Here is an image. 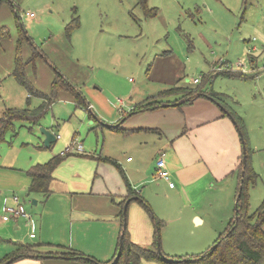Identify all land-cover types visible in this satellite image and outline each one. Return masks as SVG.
Instances as JSON below:
<instances>
[{
	"label": "rangeland",
	"instance_id": "obj_1",
	"mask_svg": "<svg viewBox=\"0 0 264 264\" xmlns=\"http://www.w3.org/2000/svg\"><path fill=\"white\" fill-rule=\"evenodd\" d=\"M10 1L17 5V17L10 3L0 5V25H5L10 33L0 45V71L13 66L18 18L30 39L22 44L25 60L27 54L31 56L32 47L40 51L26 68L33 86L49 93L58 69L77 84L79 93L92 107L89 110L86 104L77 105L70 93L61 90L55 104L36 124L15 119L0 141V193L22 197L26 212L38 216L46 198L40 193H28L23 189L27 177L8 170L29 169L36 160L56 155L67 146H80L83 151H95L100 156L105 149V145L101 148L102 143L111 142L124 158L143 159L148 164L152 144L149 140L136 157L131 138L113 133L115 138L111 139L110 129L122 126L120 121L130 113L129 103L157 95L175 84L193 85V78H198L197 86L204 90L227 94V100L243 118L249 161L256 173L255 183L248 184V213L255 212L264 199V0H147V7L156 11L155 16H146L136 5L137 0ZM74 17L79 18V26H71V34L67 35ZM165 50L169 51L167 55ZM255 55L258 67L252 62ZM10 70L0 73V116L8 109L39 104L36 97L27 104V90L10 75ZM225 70L253 76L239 79L221 73ZM41 127L61 138L43 147ZM126 141L131 145L127 146ZM157 157L158 154L154 164ZM167 159L166 153L165 163ZM164 183L167 187V181ZM235 183V179L226 177L211 186L204 179L179 193L178 189L170 193L165 187L155 189L156 184L150 183L136 187L149 205L151 214L141 207L150 222H154L153 217L161 221L162 254L185 256L209 248L233 217ZM32 200H37L35 205ZM194 213L203 216L204 223L196 224ZM19 222L23 243L35 241L27 237L23 218ZM9 230L16 232L13 222L0 221V236H7L3 240L11 241L6 234ZM6 241L0 242V255L12 248ZM139 264L163 263L142 259Z\"/></svg>",
	"mask_w": 264,
	"mask_h": 264
},
{
	"label": "crops",
	"instance_id": "obj_2",
	"mask_svg": "<svg viewBox=\"0 0 264 264\" xmlns=\"http://www.w3.org/2000/svg\"><path fill=\"white\" fill-rule=\"evenodd\" d=\"M252 49L255 50L256 48L253 47ZM26 50L29 53V50ZM168 52V50H165L164 54L167 55ZM23 57L25 59V54ZM29 57L30 54H27L26 59ZM46 60L50 62L47 58ZM257 61L258 57L256 55L252 57L254 66H257ZM13 68L14 58L13 66L8 68L6 72L0 71V73H8ZM44 74L46 75V72ZM66 79L75 87L77 86L76 83H73L68 78ZM18 84L22 86L20 83ZM213 92L223 97L222 99L228 107H224V110L239 116L235 112L234 105L227 100L230 99L227 94L217 91ZM27 95V104L30 103L31 97L38 98V105L43 101V98L39 95H30L28 91ZM153 96L156 95H149L137 103H129L127 107L130 113L126 117L124 115L123 120L120 122L122 123L121 128L123 131L110 129L111 139L115 138L113 133L120 134L125 138H131L133 146L136 149V157L141 155L140 148L146 146L149 140L152 144H150L151 149H149V154L151 159L148 161V164H145L143 159H133L130 156L124 158L120 150H117L115 146L112 148L111 142L109 144L102 143L101 148L105 145V149L103 152L100 151V156L96 155L97 153L95 151L86 152L82 149L77 151V147H73L74 149L64 155H61L63 150L56 154L63 156V159L52 173L53 178L49 185L50 193L47 196H43L46 199L44 205L38 212V216H33L26 212L22 197L15 193L10 195H5L3 192L0 193V221L13 222V229L16 231L13 233L9 230L6 233L10 235V238H8L12 242L3 240L7 236H0V242H9L8 244H11L12 247L11 249H5L4 251L6 252L1 253L0 260L15 249L13 243H23L22 239L24 238L18 232L21 218H23V222L27 226V237L35 240L27 243H40L43 245L40 249L53 251L74 249L99 261L111 259L116 252L121 234V204L128 195L125 180L135 190L134 192L143 199L142 192L136 188L140 187L142 183L156 184L153 186L158 190L165 187L169 193L178 189L177 192L179 193L180 191L184 192L188 186L195 182L201 184L204 179L211 186H216L226 177H231V179H235L236 181L235 189L237 190L238 179L235 174V169L241 160V138L237 130L238 128L231 121L230 117L224 113L225 111L206 96L199 97L189 104L179 106L166 105L179 96L165 97L160 99L162 100L161 105L163 106L153 110L133 111L141 104H146L148 99ZM55 101L49 106L48 110L55 104ZM84 103L86 104V108L90 110L89 107H92V104L86 100ZM76 104L80 105L78 103ZM239 118L244 126L243 118L241 116ZM118 119L119 117L115 120L117 121ZM115 120L112 119L111 121ZM57 135L60 137L57 138ZM60 138V134L55 135V141ZM128 144L131 145L129 141H126L127 146ZM43 147H45L44 144ZM159 152L167 153L166 168L170 172L174 187H169L168 182L166 187L165 180L158 178L154 174L155 156ZM53 156L55 155L48 158L42 157V159L36 160L37 163L32 166L45 163ZM110 160L115 161L119 168L123 170L125 179L118 167L111 163ZM10 169L8 171L11 173L16 172L18 176L21 174L27 177V179L23 180V189H27L29 193L28 189L31 179L26 173L28 169L13 167ZM211 181L217 183H212ZM229 182L234 186L233 181ZM13 195L18 196L19 202L23 206L27 216L20 215L16 218L8 216L4 219L3 216L6 215L4 212L5 207L9 206L14 208L17 205L12 199ZM35 201L37 202V200ZM32 204L35 205L36 203ZM141 206L136 200L135 195L130 197L127 205L126 227L129 231L130 239L133 242L150 245L156 227L153 225V221H151L153 222L151 224L148 215ZM193 218L196 224L204 223L205 220L198 213H194ZM31 222L35 224V237L33 238L29 237ZM150 225H153V232ZM9 232L13 234H9ZM10 264L88 263L76 259L26 257L17 259Z\"/></svg>",
	"mask_w": 264,
	"mask_h": 264
},
{
	"label": "trees",
	"instance_id": "obj_3",
	"mask_svg": "<svg viewBox=\"0 0 264 264\" xmlns=\"http://www.w3.org/2000/svg\"><path fill=\"white\" fill-rule=\"evenodd\" d=\"M4 2L10 3L9 0H0V5H2ZM136 5H138L143 10L146 16H154L156 14V11L151 12V9H148L147 0H137ZM11 8L17 17V5L13 3V5H11ZM72 21L73 25H70V29H67V35L71 34L72 28L74 29L79 26L78 17L72 18ZM16 22L18 23L17 27L19 34L16 40L14 68L11 72V75L16 79L18 83L26 88L30 95H39L43 98V101L40 105L34 108L26 107L19 110L8 109L7 111H5L0 118V141L3 140L4 133L12 127V122L15 119L36 124L39 119H41L46 113L49 106L57 99L58 93L61 90L70 93L75 98L76 103L85 104V101L79 93L78 89L57 70L55 71L54 78L51 82L49 93H42L33 87V84L29 80L25 69L29 63L34 62V60L40 55V51L32 47L31 56L27 60L24 59L22 55V44L23 42L28 41V39L23 33V29L19 25L18 18H16ZM9 37L10 33L8 28L6 26H0V44L3 39ZM221 73L227 74L230 77H237L242 79L249 78L248 75L253 76L249 73H244L238 70H225ZM253 73L255 75L257 74L256 71H254ZM1 83L2 79L0 78V87ZM208 91L206 92V90H204L201 86H197V84H189L184 86L175 84L168 89L160 91L156 96L150 97L146 104L143 103L140 106L138 105L139 107H137L133 111L138 112L149 109L153 110L155 108L163 106L161 105L162 100L160 99L165 97L179 96L174 101L166 104L168 106H179L182 104H189L199 97H204L205 94L212 97L214 102H219L221 106L228 108L225 104V101L222 99L223 97H221L220 94L213 92L212 90ZM230 114L235 119L237 128L242 132L246 144L247 164L245 167L242 182L240 175L242 169L241 160L238 167L235 169V174L238 179V186L236 190V205L233 217L229 220L225 232L222 233L204 252L200 254L185 256H163L157 251L156 230L153 233L152 243L148 247H146L133 242L130 239L127 227H125L124 229L121 228V232H123L121 243H118L114 256L107 261L96 260L74 249H61L53 251L40 249V247H43V245H41L40 243H13L15 245V249L5 255L0 260V264H4L9 258L14 256L16 257L15 260L26 258V255L28 254H31L32 256L29 257L32 258H42L46 254H51L54 258L76 259L88 264H139L142 259L147 261L158 260L163 264H264V199L260 203L259 207L255 210V212L250 215L248 213V184L255 183L256 173L249 161V147L247 144L246 134L242 121L236 114ZM113 129L117 131H123L120 126H117ZM241 158L242 152L240 159ZM62 159L63 156L55 155L47 162L36 164L28 169L26 173L31 179L28 189L29 192L40 193L43 194V196H47L50 193L49 185L53 178L52 173ZM110 162L118 167L119 171L122 173L123 178L125 179L124 172L121 168H119L117 163L111 160ZM125 184L128 191L126 199L135 195L136 200L151 214L147 202L134 192L135 190H133L127 180H125ZM240 185H242L240 195L239 197H237ZM126 199L121 204L122 208ZM120 216L123 225L124 222L126 223L127 214L123 215L121 211ZM153 219L155 227L158 226L159 228L161 225V221L156 217H153ZM118 251L119 256L114 261Z\"/></svg>",
	"mask_w": 264,
	"mask_h": 264
},
{
	"label": "water",
	"instance_id": "obj_4",
	"mask_svg": "<svg viewBox=\"0 0 264 264\" xmlns=\"http://www.w3.org/2000/svg\"><path fill=\"white\" fill-rule=\"evenodd\" d=\"M9 1H10V0H9ZM10 3H11V5H13L11 1H10ZM21 28H22V26H21ZM23 33L26 35V32H25L24 29H23ZM26 37H27L28 40H30V39L28 38V36H26ZM205 96H206L207 98L211 99L212 101H214L213 98L210 97L209 95H205ZM177 103H178V102H177ZM177 103H175V104H177ZM215 103L218 104V105L223 109V111H225V112L227 113V115L230 117L231 121H232V122L234 123V125L237 127L236 121H235V119L232 117V115H231L228 111L224 110V107L221 106L219 102H215ZM120 122H121V121H120ZM237 130H238L239 136H240V138H241V145H242V158H241L242 169H241V172H240V175H241V182H242V181H243L244 172H245V167H246V164H247L246 144H245V141H244V138H243V135H242L241 130H240V129H237ZM40 132H41V134L44 136L43 144H44L45 147H48V146L50 145L51 142L55 141V135H54L52 132H50L49 130H47V129L41 127V128H40ZM241 186H242V185L239 186V192H238V194H237V197H239V195H240ZM129 201H130V198L126 199V201H125L124 204H123V208H122V213H123V215H126L127 205H128V203H129ZM32 203H36V201L33 200ZM235 205H236V200H235ZM125 227H126V223L124 222L123 225H122V228L124 229ZM156 231H157V236H156L157 251H158L159 254L163 255V254H162V251H161V249H160V235H159V228H158V226L156 227ZM122 237H123V232H121V234H120V237H119V243H121V241H122ZM26 256L29 257V256H32V255H31V254H28V255H26ZM118 256H119V251H118V253H117V255H116L114 261L116 260V258H117ZM163 256H164V255H163ZM44 257L51 258V257H53V255H51V254H46V255H44ZM15 259H16L15 256H14V257H11V258H9L4 264H10V263H11L12 261H14ZM114 261H113V262H114Z\"/></svg>",
	"mask_w": 264,
	"mask_h": 264
},
{
	"label": "built area",
	"instance_id": "obj_5",
	"mask_svg": "<svg viewBox=\"0 0 264 264\" xmlns=\"http://www.w3.org/2000/svg\"><path fill=\"white\" fill-rule=\"evenodd\" d=\"M29 15L31 16L32 13H30ZM192 82L194 84H197V83H199V79L198 78H193ZM59 137L60 136L57 135V138H59ZM72 149H73L72 146H68L66 148V150H64V151L61 152V155H64V154L68 153ZM76 150L77 151H80L81 150V147L80 146L77 147ZM164 155H165L164 152H159L158 153V157H157L156 163H155V175L158 178H161V179H164L165 181H167L169 187H174V182L171 180L170 172L166 168V163H165V160H164ZM12 199L15 202V204H17V205L14 208L13 207L6 206L5 209H4V212H5L6 215H4L3 218L5 219L8 216H13L14 218H16V217H18L20 215L27 216L26 213H25V211H24L23 206L19 202L18 196L17 195H13L12 196ZM29 237L30 238L35 237V224L33 222H31V224H30Z\"/></svg>",
	"mask_w": 264,
	"mask_h": 264
}]
</instances>
